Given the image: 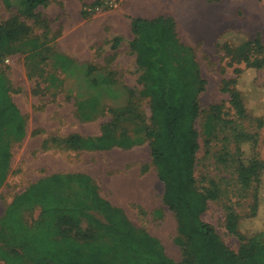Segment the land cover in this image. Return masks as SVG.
Returning <instances> with one entry per match:
<instances>
[{
    "label": "rangeland",
    "instance_id": "rangeland-1",
    "mask_svg": "<svg viewBox=\"0 0 264 264\" xmlns=\"http://www.w3.org/2000/svg\"><path fill=\"white\" fill-rule=\"evenodd\" d=\"M120 1L50 0L29 16L23 13L24 0H0V33L23 27L0 50V71L27 131L21 140L10 137L11 164L6 179L0 182V227L13 198L40 178L87 173L107 203L108 194L116 193L117 181L122 183L126 176L129 220L156 237L169 257L183 259L182 246L176 240L177 217L164 202L165 185L153 163L149 140L104 150L74 149L66 142L75 134L100 135L107 125H113L117 135L126 130L130 135H144L143 126L152 123L151 101L141 93L143 70L131 55L126 56L132 35L122 19L129 21L139 12L151 17L170 15L180 39L193 47L206 80L195 120L199 149L194 174L200 188L215 182L219 196L208 200L201 217L230 248L239 251L242 240L230 228V214L238 216L236 230L246 239L264 231V171L259 209L252 215L257 182L254 176L247 185L241 181L238 150V136L245 133L254 141L242 143V148L264 163V66L248 68L245 62H236L227 46L257 37L264 44V0H169L167 7L159 9H126L123 17ZM8 46L10 52L4 50ZM252 47L255 57L264 58V50ZM59 54L72 63L66 65ZM236 68L243 70L238 87L246 96L248 116L236 114L230 92L224 90L225 80L236 77ZM104 78L109 82L102 83ZM91 98L97 102H89ZM88 112L91 118L86 117ZM94 193L78 181L66 186L63 196L70 200L63 215L71 217L69 223L60 218L59 211L44 214V207L37 203L24 206L20 216L29 226L49 220L46 226L54 232L64 227H73L80 234L91 228L102 230L99 222L107 221L106 212L94 203ZM84 202L89 207L81 208ZM72 206L79 208L72 210ZM110 209L114 222L107 228H126L124 210L118 206ZM102 239L111 245L118 243ZM13 242L19 245V240ZM0 264L8 263L0 258Z\"/></svg>",
    "mask_w": 264,
    "mask_h": 264
},
{
    "label": "trees",
    "instance_id": "trees-1",
    "mask_svg": "<svg viewBox=\"0 0 264 264\" xmlns=\"http://www.w3.org/2000/svg\"><path fill=\"white\" fill-rule=\"evenodd\" d=\"M24 1L23 13L33 16L38 6H46L50 0ZM132 29L135 38L131 48L136 52L139 67L143 70L141 93L151 101V125L143 126V136L130 135L127 130L117 135L112 130L113 125H107L100 135L75 134L69 136L66 142L74 149L104 150L114 146L129 148L148 139L158 177L165 185L164 202L177 217L179 236L176 240L182 246L183 259L176 261L169 257L156 237L136 227L124 213L126 228H107L114 222L110 213L113 205L99 195L97 184L87 173H54L40 178L17 194L1 220L0 240L3 243H0V258L8 264H264V231L246 239L236 230L238 216L230 214V228L242 240L240 250L235 251L201 217L208 200L218 198L219 189L215 182L200 188L194 174L199 149L195 120L200 112L198 97L205 88L206 80L201 75L193 47L180 39L176 22L170 15L135 17ZM22 30V26H14L0 33V50ZM252 46L258 51L264 50V44L258 37L227 48L236 62H245L248 68L259 69L264 66V58L255 57ZM4 50L10 52L11 47ZM58 58L66 65L72 63L63 54H59ZM236 73V77L225 80L224 90L230 92L236 114L248 116L246 96L238 87L242 68H236ZM103 82L109 80L104 78ZM89 102L96 103L97 100L91 98ZM86 117L91 118V114L88 112ZM26 134L25 118L11 97L7 80L0 71V182L6 179L11 164L10 137L21 140ZM247 141L253 142L254 138L245 133L238 136L239 175L245 185L250 183L252 176L255 177L257 186L252 215H256L264 163L244 151L242 143ZM73 181L83 184L87 191L95 192L94 203L106 212L107 221L99 222L102 230L91 228L80 234L73 227H64L54 232L46 226L49 220L38 226H29L22 220L20 210L37 203L44 207V214L59 211L60 218L71 222V217L63 215L70 200L63 193ZM89 205L84 202L81 208ZM70 208L73 210L74 206ZM77 208L75 206L74 210ZM8 237L13 239L9 241ZM104 237L116 239L122 247L118 243L109 244L102 239ZM13 240H19V245Z\"/></svg>",
    "mask_w": 264,
    "mask_h": 264
},
{
    "label": "crops",
    "instance_id": "crops-1",
    "mask_svg": "<svg viewBox=\"0 0 264 264\" xmlns=\"http://www.w3.org/2000/svg\"><path fill=\"white\" fill-rule=\"evenodd\" d=\"M121 6H122V13H119L120 16H124L126 14V9H141V8H163L167 7L169 5V0H121ZM160 16V15H158ZM158 16H148V14H142L139 12L135 17H142V18H155ZM133 17V18H135ZM133 18L129 19V21H124L122 19V22H124V27L126 28V31L131 32V40L128 43V49L126 51V56L127 54L131 55L134 58L135 64L137 67H139L138 61H137V54L134 52L131 48V42L135 38V34L132 29V20ZM178 30V29H177ZM129 52V53H128ZM119 180V179H118ZM120 181H117V186L115 187V194L111 196V194H108L107 200L113 205V206H118L121 207L124 210V214L126 216V176H124ZM109 188V187H108Z\"/></svg>",
    "mask_w": 264,
    "mask_h": 264
},
{
    "label": "built area",
    "instance_id": "built-area-1",
    "mask_svg": "<svg viewBox=\"0 0 264 264\" xmlns=\"http://www.w3.org/2000/svg\"><path fill=\"white\" fill-rule=\"evenodd\" d=\"M111 4H113V1H111Z\"/></svg>",
    "mask_w": 264,
    "mask_h": 264
}]
</instances>
